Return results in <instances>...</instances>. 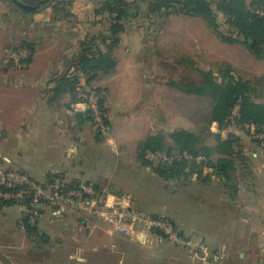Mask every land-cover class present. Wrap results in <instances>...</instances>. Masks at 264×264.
I'll use <instances>...</instances> for the list:
<instances>
[{
  "label": "crops",
  "instance_id": "crops-1",
  "mask_svg": "<svg viewBox=\"0 0 264 264\" xmlns=\"http://www.w3.org/2000/svg\"><path fill=\"white\" fill-rule=\"evenodd\" d=\"M99 1L73 0L69 14L63 16L45 7L25 22L22 14L10 18L6 8H0V166L37 181L61 175L71 183L92 184L107 195L131 200L132 207L144 213L146 210L135 202L143 194L131 185L140 181L136 171L121 173L117 169L120 165L115 170L105 168L101 157L131 151L134 158L135 146L121 145L117 133L126 125L128 131L134 132L130 129L132 124L151 115L150 111H143L146 102L152 105L142 78V66L147 60L145 48L125 52L122 35L120 46L113 53L117 59L115 70L94 82L105 94L110 131L116 143L107 146L91 142V122L70 112L72 93L68 87L60 86L63 78L84 77L78 66L81 43L89 35L94 36L93 30L98 33L101 27L104 29L103 23L89 28L91 21H98L94 13ZM199 22L209 31L203 21ZM23 25L27 26V33L23 32ZM23 42L35 47L30 63L22 69L4 68L7 51ZM206 67L200 70L210 72V67ZM212 131L223 140L231 136L243 139V135L232 133L224 138V130L215 123ZM135 163L132 159L129 165L135 167ZM207 169L204 175L208 173L213 187L215 181H226ZM240 174L235 192L214 188L206 192L196 174L189 177L191 182H186L191 187L198 186L199 194L188 190L191 187L187 188L185 182L174 184V192L163 184L164 191L172 197L197 200L193 202L201 208H186L187 219L179 214L165 216V209L148 215L171 220L183 235L203 240L224 255L221 263L213 264H264V173L257 172L254 177ZM115 183H126L127 187ZM52 213V208L46 207L34 224L35 232L30 233L18 204L0 208V264H195L188 251L158 236L126 240L111 234L97 220L73 213L54 217Z\"/></svg>",
  "mask_w": 264,
  "mask_h": 264
},
{
  "label": "rangeland",
  "instance_id": "rangeland-1",
  "mask_svg": "<svg viewBox=\"0 0 264 264\" xmlns=\"http://www.w3.org/2000/svg\"><path fill=\"white\" fill-rule=\"evenodd\" d=\"M18 1L26 6L34 7L40 0ZM129 1L133 2V0ZM213 1L216 2V0ZM72 2L73 0H51L50 5L47 7L52 8L54 4L67 7ZM14 7L17 6L10 0H0V8H6L10 18H13L16 14L20 15V12L16 11ZM136 13L137 18L126 21L125 30L120 33V39L123 35L125 52L130 48L135 51L145 48L143 54L147 56V60L142 66V78L145 83V95L150 94L152 105L149 106L146 102L143 111L146 114L150 111L151 115L146 117V120L141 118L135 122L130 121L134 122L130 127L134 132L128 131L129 127L126 125L119 128L117 133V139L121 145L133 144V148L135 146L134 158L132 157L133 152L120 151L117 153L123 157H119V154L114 152L115 157L110 154H103L101 161L104 162L105 168H112V170L120 165L117 169L121 173L124 172V174L128 171L131 173L136 171L135 174L140 181L131 183V185L136 186V191L139 190L143 194V197L135 199V202L138 208L146 210L144 213L149 214L148 212H158L162 209L164 211L165 209L167 210L163 214L165 216L172 217L171 215L179 214L183 219H187L188 210L186 211V208H196L197 210L201 208L198 202L196 204L193 202L197 200L172 197L168 191H164V187L166 186L169 189V184L174 186L177 183L180 186V182H185L187 188H189L191 186L186 182H191L189 177L167 180L157 176L151 168L142 165L139 160L138 148L150 133L163 132L169 135L177 130L186 129L199 134L207 127L212 108L211 101L208 98L189 94L186 89L190 85L202 86L204 84V76L200 73L202 71L200 68L209 66L210 72L214 74V78L219 84H225L231 78L235 82L249 83L252 88V99L257 103L264 104V56L258 59L243 44L230 45L223 42L218 32L210 29L205 31L202 28L203 25L196 18L171 15L163 19H152L147 15L146 4L141 6L139 13ZM95 19L98 21H91L89 28L96 24H106L107 21L104 18L103 20L101 18ZM25 20H27L26 17H23V22ZM22 28L23 32L27 33V26L23 25ZM95 31L93 30L94 37L92 35L88 37H93L91 41L94 46L100 45V48L103 47L105 50L106 48L101 40L102 32L105 33L104 29L102 30L101 27L100 32L94 33ZM221 32L225 34L226 30L222 28ZM38 35L42 38L40 33ZM253 44L252 47H254ZM94 50L96 51V49ZM145 55H142L143 59ZM114 59L117 60L116 57ZM73 79H76L79 85H87L90 76L84 74V77H79L75 75ZM90 85L96 88L94 82ZM92 128L94 135L89 137L91 142L102 145L117 142L113 132L110 131V133L101 135L95 131L93 125ZM209 130L210 134H216L212 131V125ZM231 133L243 135V139H239L237 144L236 150L239 157L235 169L229 173L226 181H215L214 187L210 185V181H202L206 192H209L212 188L235 192L241 175L240 172L253 177L257 172L258 174L264 173L262 164L264 163V127L252 131L243 128L242 124L234 122L222 134L224 138H227L228 134ZM206 136L209 140L213 139L211 135L206 134ZM133 139H135L134 142H132ZM168 142L172 144L170 141ZM132 159L136 160L135 167L129 165ZM153 163L155 165L160 164L156 161H153ZM147 168L149 169L147 170ZM256 170L258 171L255 172ZM206 174L208 175V173ZM115 184L127 187L126 183ZM104 185L107 186L108 184ZM188 190L195 193L200 191L198 186H192ZM129 201L133 205L131 200ZM190 211L194 212V210ZM180 249L184 250L183 248ZM133 251L136 252L134 249Z\"/></svg>",
  "mask_w": 264,
  "mask_h": 264
},
{
  "label": "trees",
  "instance_id": "trees-1",
  "mask_svg": "<svg viewBox=\"0 0 264 264\" xmlns=\"http://www.w3.org/2000/svg\"><path fill=\"white\" fill-rule=\"evenodd\" d=\"M50 3L51 0H40L34 7L42 4L38 10L40 11ZM69 4L67 7L54 4L52 8L56 15L63 16L69 14L72 3ZM143 4H146L149 18L163 19L171 15L196 18L203 21L209 29L218 32L223 42L230 45L243 44L258 59L264 56V16L258 14L264 9V0H216V2L213 0H133V2L100 0L94 15L96 18L107 20L106 24H103L105 33L102 32L101 38L106 49L92 44L91 40L94 36L88 37L81 43L82 55L78 66L85 76H90L88 86L92 87L90 83L108 76L115 70L117 61L113 53L120 46V33L125 30L126 21L137 18L136 12L139 13ZM14 8L27 19L34 14ZM222 28L226 30L225 34L221 32ZM253 42L254 47H252ZM17 49H28L32 53L25 65L30 63L35 53L34 45L23 42L20 46L9 50ZM200 73L204 76V84L190 85L186 89L189 94L208 98L211 101L212 108L207 127L199 134L181 129L169 135L163 132L151 135L138 148L142 165L151 168L157 176L167 180L188 178L196 174L199 180L209 181L211 177L204 175L206 168L213 170L212 175L228 178L238 161L239 154L236 149L239 139L231 136L228 140H223L220 135H212L209 130L211 125L217 124L221 131L229 128L234 122L242 125L251 124L258 130L264 127V104L252 99V88L249 83L235 82L231 78L225 84H219L212 72ZM60 86L68 87L72 93V100L76 99L79 86L76 79L63 78ZM98 91L103 92L99 88ZM105 102L103 97L102 106L109 124ZM206 134L213 136V139L209 140ZM184 152L189 153L194 159L180 161L175 159L170 164L158 165L148 159L149 154H166L169 158H173ZM198 158L207 161L198 162ZM57 177L65 179L61 175H53L45 182L51 183ZM79 184L72 182V186ZM13 204L17 203L0 200V208ZM24 223L30 233L35 232L36 225L31 224L27 217L24 218Z\"/></svg>",
  "mask_w": 264,
  "mask_h": 264
},
{
  "label": "built area",
  "instance_id": "built-area-1",
  "mask_svg": "<svg viewBox=\"0 0 264 264\" xmlns=\"http://www.w3.org/2000/svg\"><path fill=\"white\" fill-rule=\"evenodd\" d=\"M258 14L264 16V9ZM31 55L28 49L8 50L2 66L22 69ZM77 90L76 99L69 102L70 112L89 118L98 134L110 133V125L102 106L103 97L106 99L104 92L100 93L97 88L86 84H80ZM242 127L256 130L251 124H243ZM148 159L157 163H171L175 159L180 161L194 158L184 152L173 158L149 154ZM197 161L207 160L198 158ZM211 173L213 174V170ZM0 200L17 203L31 224H36L44 209L51 207L54 217L66 213L82 215L84 218L102 222L111 234L122 239L136 240L140 236H158L177 248L188 251L195 264L221 263L224 260V255L213 250L205 241L183 235L171 220L139 212L128 199L107 195L92 184L80 183L72 186L71 182L60 177L51 183L37 181L24 173L0 166Z\"/></svg>",
  "mask_w": 264,
  "mask_h": 264
},
{
  "label": "water",
  "instance_id": "water-1",
  "mask_svg": "<svg viewBox=\"0 0 264 264\" xmlns=\"http://www.w3.org/2000/svg\"><path fill=\"white\" fill-rule=\"evenodd\" d=\"M10 1L13 2L21 10L26 11V12H33V13L37 12L41 8L42 4H44V2H42V4H39V5L35 6V7H32V6H26V5L22 4V3H20L18 0H10ZM169 190L171 192H174L175 187L173 185H170L169 186Z\"/></svg>",
  "mask_w": 264,
  "mask_h": 264
}]
</instances>
